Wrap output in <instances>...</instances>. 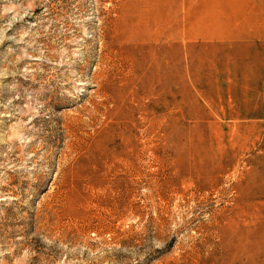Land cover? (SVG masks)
<instances>
[{"label": "rangeland", "instance_id": "obj_1", "mask_svg": "<svg viewBox=\"0 0 264 264\" xmlns=\"http://www.w3.org/2000/svg\"><path fill=\"white\" fill-rule=\"evenodd\" d=\"M0 264H264V0H0Z\"/></svg>", "mask_w": 264, "mask_h": 264}]
</instances>
